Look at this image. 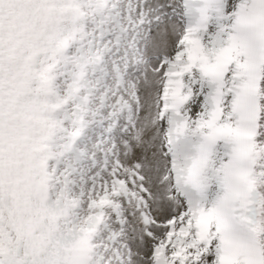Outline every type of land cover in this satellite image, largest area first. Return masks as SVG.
<instances>
[{"label": "snow or ice", "instance_id": "snow-or-ice-1", "mask_svg": "<svg viewBox=\"0 0 264 264\" xmlns=\"http://www.w3.org/2000/svg\"><path fill=\"white\" fill-rule=\"evenodd\" d=\"M0 264H264V0H0Z\"/></svg>", "mask_w": 264, "mask_h": 264}]
</instances>
